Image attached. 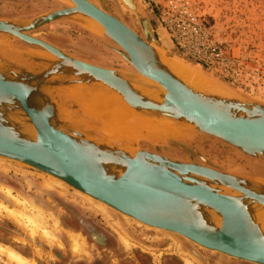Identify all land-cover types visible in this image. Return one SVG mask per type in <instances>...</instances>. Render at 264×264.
<instances>
[{"label": "water", "instance_id": "obj_1", "mask_svg": "<svg viewBox=\"0 0 264 264\" xmlns=\"http://www.w3.org/2000/svg\"><path fill=\"white\" fill-rule=\"evenodd\" d=\"M70 1L73 6L43 13L28 24L0 19V37H15L54 58L11 45L10 57L24 56L13 62L3 56L6 51H0V158L48 174L119 213L184 236L207 250L264 264V232L249 211L252 202L264 206V182L146 149L114 146L104 132L95 137V123L89 129L95 136H88L78 116L63 117L59 102L46 87L58 90L72 83L103 82L139 113L191 124L192 133L213 136L252 157H264V104L240 100L225 89L230 95L196 90L178 79L161 63L159 54H163L153 45L148 18L137 12L134 0L120 1L136 12L143 36L89 0ZM77 15L99 22L133 70L165 90L161 103L131 89L123 71L84 62L29 34ZM66 73L71 75L68 80L63 78ZM68 104L65 107L72 111L79 109ZM10 108L27 116L34 137L21 134L8 120ZM206 211L218 216L216 225Z\"/></svg>", "mask_w": 264, "mask_h": 264}, {"label": "rangeland", "instance_id": "obj_2", "mask_svg": "<svg viewBox=\"0 0 264 264\" xmlns=\"http://www.w3.org/2000/svg\"><path fill=\"white\" fill-rule=\"evenodd\" d=\"M89 1L143 36L136 12L120 0ZM134 2L137 12L148 18L155 37L153 45L159 53L196 68L240 100L264 104V0ZM63 7L66 5L59 0H0V19L22 22ZM180 20L201 27L209 39L226 53V59L215 63L216 67L206 68L183 54L175 43L176 39L184 41L177 33V23ZM29 34L84 62L117 71L133 70L131 64L119 54L121 49L104 32L90 31L74 18L44 24ZM0 41L10 46L27 48L37 56L47 54L43 56L54 59L45 51L15 37L3 35ZM197 83L199 82L195 84ZM195 84L191 85L206 89L205 86ZM68 100L62 97L60 104L65 106ZM179 123L187 128L183 129L184 133L177 131L169 134L168 131L166 133L153 128L138 134L134 132L125 140L117 138L116 141L111 134H107V128L103 129V125L95 123V134L101 136L105 130L106 141L114 146L130 150L146 149L170 158L201 163L264 182V177L256 175L264 173L252 168L256 164L264 165V162H258L264 160L263 156H248L218 138L199 132L192 133L191 129L194 127L191 124ZM89 125H83L85 133L95 136L88 131L94 122ZM248 162L254 163L249 167ZM50 181L56 182L53 183L54 187ZM6 189L10 191V196ZM73 191L78 192L48 174L0 158V245L15 250L35 264H186L184 260H190L192 264H255L207 250L184 236L162 229L156 230L132 217L129 220L126 215L107 205L105 206L109 210L97 211L94 205L73 196ZM78 195L99 203L83 193ZM7 209H10V213ZM11 210L15 212L14 216ZM25 216L38 219L53 242H49L39 229H31ZM95 229H101L107 234V239H104L107 244L102 245L93 240L90 232ZM70 233H78L83 240L81 250L74 248ZM121 235L131 241L129 245L123 243ZM94 238L101 239L99 236ZM0 264L13 263L0 252Z\"/></svg>", "mask_w": 264, "mask_h": 264}, {"label": "bare ground", "instance_id": "obj_3", "mask_svg": "<svg viewBox=\"0 0 264 264\" xmlns=\"http://www.w3.org/2000/svg\"><path fill=\"white\" fill-rule=\"evenodd\" d=\"M59 1H61L67 7H71L74 5L70 0H59ZM74 19H75V21L80 23L82 27H84L90 31H93V32H99V31L101 32L102 31V33L104 32L103 26L91 17L83 16V15H77L76 17H74ZM0 51H1V53L3 51H6L5 53L3 52V56H5L8 60L13 61V62H20V60L23 59V57H24V56H22V58H20L21 56H19V57L15 56L16 58L10 57L7 53V52H10V45H7V44H5V42L3 43L2 41H0ZM43 55L41 53V57H44L47 54L44 56ZM39 56H40V54H39ZM159 56L161 57L160 58L161 63L169 71H171L178 79L182 80L187 85H189V87L192 86L198 90H207V92L208 91H210V92L214 91L217 94H221V95H225V96L230 95V93L223 90V87H221V85H218L217 83L212 81L210 78L203 75L196 68L189 66V65H185L179 61L169 59V58L164 57L163 55H160V54H159ZM17 58L20 60H17ZM122 74L124 75V77H126L128 85L131 87V89H133L135 92L140 94L145 99L150 100V101L155 102V103H161L163 101V96L165 94V90L158 83H156L153 80L143 76L142 74H140L136 70L135 71L124 70L122 72ZM81 76H85V75H81ZM86 77L87 76H85L84 78H86ZM63 78L65 80H68L69 78H71V75L69 73H66L65 75H63ZM79 80H81V77L79 78ZM196 82H199V83L195 84ZM191 84H195V85H199V86L202 85V86H205L206 89H199V88H196L195 86H193ZM46 91H47V94L50 95V97H52L53 99L57 100L59 102V104H60L62 97L66 98L67 100H68V97L70 98L67 101V103H69L68 105H70V103L71 104H77L79 109L73 110V111L68 109L64 105L60 104V108L62 111L61 113L63 114V117L65 119H67V118L72 119V118L78 116L79 120L81 122L83 121L82 125H84L86 127H88V124H90L91 121H92V123L94 122L96 124L99 121L98 124L100 126L103 125V127H104L103 129L107 128V129H105L107 134H111L113 136V138H116V141H117V138L118 139L124 138V140H125V138H127V136L129 137L130 134H132L134 132L136 134H138V133H141L145 129H148V130L151 129L152 130L153 128H158L161 131H165V132L168 131L169 134L170 133L172 134V133L177 132V131L184 133L183 131H185V130H183L185 128L184 125L182 126V124H180L179 122H175L174 120L169 119L167 117L152 116L151 114L138 113L137 111L132 109L133 107H131L123 99V97L121 96V94H119V92L110 88L109 86H107L106 84H104L103 82H100V81H90L88 83L84 82V83H79V84L72 83V84L67 85V87H65L64 89H58V90H55L52 87H46ZM127 107H129L131 109V111H129L130 109H128ZM6 117L8 118V120L10 122H12L14 124V126L21 132V134L28 136V137H34L35 136V133L33 132V127L28 122L29 119L27 118V116H25V114H23V113L21 114L17 110L10 108V110L6 112ZM100 120H101V122H100ZM90 125H92V124H90ZM185 129H187V128H185ZM104 131H102V133ZM160 133H162V132H160ZM182 133H180V134H182ZM104 134H105V132H104ZM96 136H97V134H96ZM252 168L255 171H260V172L264 173V165L256 164V165L252 166ZM50 182H51V184H53L55 181L54 182L50 181ZM54 184H53V187H54ZM49 185H50V183H49ZM56 186H59V185H56ZM58 188H60V187H58ZM62 189H65V188H62ZM65 190H63V191L65 192ZM6 191H7V189H6ZM223 191L226 192L227 194H231V195H236V196L240 195V193L233 191V190L223 189ZM7 192L9 195L10 191L8 190ZM73 192L75 193V191H73ZM70 193L71 192H69V194ZM78 194H80V193L77 192V193L73 194V196L74 195L78 196L79 199H82L83 201L94 205V207L97 209V211L105 212V211L109 210V207L105 206V204H102L100 202L96 203L93 200H89V199L85 198V196L78 195ZM17 199H15V200H17ZM10 209H7V211H9V213H10ZM249 211L251 212L253 219L261 226V229L264 232V206H262L258 203L252 202L249 205ZM14 213L15 212H13L11 210V214H13V216L15 215ZM124 215H126V214H124ZM38 216H40V215H38ZM34 217H35V215H34ZM34 217H26L25 221L26 222L29 221L28 224L29 223L31 224V229H33V230L39 229L43 233V235L46 236L47 240L52 243L53 238L51 236H49V232L46 229H44L45 227L43 228L42 225H40V223H38L39 220L34 218ZM127 217H128L127 219H129V216H127ZM206 217H208L210 220H212L211 222H213V224H215V225H216L217 221H219L218 216H216L211 211H206ZM23 220H24V218H23ZM134 220H136V219H134ZM138 222H140V221H138ZM55 224L56 223L54 221V225ZM153 228L156 230L161 229L159 227H153ZM162 230H164V229H162ZM70 236L73 239L72 243H73L74 248L76 250H81V248L84 246V242L81 239V237L78 235V233L77 234L70 233ZM121 238L124 241L123 243H125L127 245L130 244L131 241L129 242V240L127 238H125L124 236H122ZM0 252L3 253L7 257V259L10 262H12L13 264H35L30 259L24 257L20 253L16 252L13 249H10L6 246L0 245ZM184 259H185V257H184ZM184 262H186V264H192L190 260H186V261L184 260Z\"/></svg>", "mask_w": 264, "mask_h": 264}, {"label": "built area", "instance_id": "obj_4", "mask_svg": "<svg viewBox=\"0 0 264 264\" xmlns=\"http://www.w3.org/2000/svg\"><path fill=\"white\" fill-rule=\"evenodd\" d=\"M177 25V33L184 41L176 39V46L189 59L206 68L216 67L215 63L226 59V53L224 54L222 48L209 39L201 27L185 20H180Z\"/></svg>", "mask_w": 264, "mask_h": 264}, {"label": "trees", "instance_id": "obj_5", "mask_svg": "<svg viewBox=\"0 0 264 264\" xmlns=\"http://www.w3.org/2000/svg\"><path fill=\"white\" fill-rule=\"evenodd\" d=\"M83 223H88V222H82V224ZM96 233V234H95ZM90 234H91V237L93 238V240L94 241H96L97 243H99V244H107L105 241H104V239H107V234L103 231V230H101V229H95L93 232H90ZM94 236H99L101 239L99 240V238L96 240L95 238H94Z\"/></svg>", "mask_w": 264, "mask_h": 264}]
</instances>
